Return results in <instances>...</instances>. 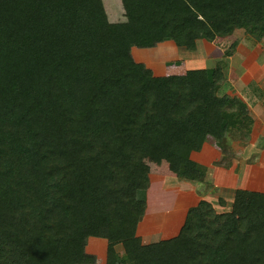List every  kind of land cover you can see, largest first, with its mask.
I'll use <instances>...</instances> for the list:
<instances>
[{
	"label": "trees",
	"instance_id": "16d2710c",
	"mask_svg": "<svg viewBox=\"0 0 264 264\" xmlns=\"http://www.w3.org/2000/svg\"><path fill=\"white\" fill-rule=\"evenodd\" d=\"M119 5L111 22L103 0H0V264H96L89 237L106 241L104 264H264V202L249 189L224 212L200 199L174 236L141 242L147 161L203 182L191 152L210 137L227 151L254 120L217 93L221 65L156 76L131 52H194L238 28L261 40L264 0Z\"/></svg>",
	"mask_w": 264,
	"mask_h": 264
},
{
	"label": "rangeland",
	"instance_id": "374dc122",
	"mask_svg": "<svg viewBox=\"0 0 264 264\" xmlns=\"http://www.w3.org/2000/svg\"><path fill=\"white\" fill-rule=\"evenodd\" d=\"M103 5L109 21L122 19L119 0H103ZM198 42L194 52L177 48L171 41L152 48L132 47L131 52L136 61L143 62L156 76L180 73L187 68L209 71L221 65L224 80L217 93L237 97L245 103L253 117V125L249 136L240 132L225 139L228 144L225 152L215 146L211 137L199 151L191 152L193 160L207 166L203 182L176 179L162 162L147 161L155 168H151L149 175L150 186L136 195L147 205V214L137 229L142 243L174 236L186 208L200 199L209 201L217 212H224L230 210L236 189H249L261 192L264 202V36L255 40L238 28L229 37L217 38L211 43ZM175 60L179 61L176 63ZM219 199L224 201L223 205ZM161 222H164L163 226ZM105 250L103 238L87 239L86 252L96 256V264L105 263ZM116 250L122 253L120 245Z\"/></svg>",
	"mask_w": 264,
	"mask_h": 264
},
{
	"label": "crops",
	"instance_id": "0c3cea01",
	"mask_svg": "<svg viewBox=\"0 0 264 264\" xmlns=\"http://www.w3.org/2000/svg\"><path fill=\"white\" fill-rule=\"evenodd\" d=\"M120 6V5H119ZM120 8H121V6H120ZM122 9V8H121ZM147 208V207H146ZM147 214V212L144 214V216ZM163 223L164 222H161V226H163ZM159 224H160V222H159ZM157 231H160V229L159 230H157ZM156 231H154V233H155ZM150 235H152V234H150Z\"/></svg>",
	"mask_w": 264,
	"mask_h": 264
}]
</instances>
